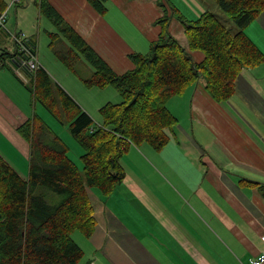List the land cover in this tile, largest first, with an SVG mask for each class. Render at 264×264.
<instances>
[{
  "label": "crops",
  "instance_id": "obj_1",
  "mask_svg": "<svg viewBox=\"0 0 264 264\" xmlns=\"http://www.w3.org/2000/svg\"><path fill=\"white\" fill-rule=\"evenodd\" d=\"M49 1L96 51L108 60L113 55L118 68L126 66L120 73L128 69L121 55L139 50L127 45V30L125 36L114 30L116 14L110 8L101 15L88 0ZM110 1L112 9L132 22L130 31L149 42L157 37L155 20L163 15L167 0ZM182 11L189 19L197 17L188 8ZM43 18L35 0L9 5L0 29V52L16 51L12 34L19 32L33 43L38 57L35 34L40 40L42 29L57 32ZM24 27L35 33L28 34ZM169 30L187 48L178 20H170ZM244 33L264 55V10ZM190 54L196 62L203 59L200 51ZM63 81L81 103L89 104L83 99L86 91L74 81ZM104 92L117 101L119 95L112 91L90 90L95 95ZM187 96L182 103L181 97L176 99V109L188 110L183 109L161 150L130 146L121 158L125 177L113 192L103 196L89 190L96 227L90 238L73 234L84 251L79 264H249L264 250V196L256 185L264 184V63L243 69L226 101H215L202 82ZM36 106L14 74L10 57L0 59V155L14 168L29 155V144L16 127L34 112L40 115ZM98 107L83 106L94 118Z\"/></svg>",
  "mask_w": 264,
  "mask_h": 264
},
{
  "label": "trees",
  "instance_id": "obj_2",
  "mask_svg": "<svg viewBox=\"0 0 264 264\" xmlns=\"http://www.w3.org/2000/svg\"><path fill=\"white\" fill-rule=\"evenodd\" d=\"M213 1L235 31L207 10L189 19L167 0L163 15L155 20L160 29L149 42V51L129 53L133 67L118 73L49 0H35L39 13L57 30L46 32L55 59L86 88L111 87L121 102L99 107L96 122L44 67L25 71L31 103L68 126L82 150V168L69 158L67 142L38 113L17 125L29 144L28 173L22 177L0 155V264H79L84 251L73 234L90 238L96 227L89 190L103 196L113 192L125 177L121 158L130 146L147 144L161 150L179 120L170 105L175 107L176 99L192 92L198 82L215 101L223 102L233 95L243 69L264 63L263 53L244 33L264 10V0ZM9 2L0 0V14ZM88 2L99 14H106V0ZM172 18L184 28L187 48L170 32ZM194 50L203 53L201 61L191 56ZM16 54L4 50L0 59L9 56L20 78L15 72ZM80 60L91 67L89 78L77 73ZM256 185L264 196V184ZM53 195L60 199L50 203Z\"/></svg>",
  "mask_w": 264,
  "mask_h": 264
},
{
  "label": "rangeland",
  "instance_id": "obj_3",
  "mask_svg": "<svg viewBox=\"0 0 264 264\" xmlns=\"http://www.w3.org/2000/svg\"><path fill=\"white\" fill-rule=\"evenodd\" d=\"M54 1L57 2L58 0H54ZM172 2L174 4L175 8L181 13H184L182 11V10H184V8H188L190 12L194 11L196 16H199L202 12H204L206 10L210 11L213 14L217 15L219 17V19L228 28H230L232 31L236 30V27L234 26V24L226 18L222 9L213 0H172ZM24 3H25V0H24ZM176 4L179 6L177 7ZM106 6L108 8H110V13L116 14V17H115L116 20L115 21L112 20L116 26V28H115V26L112 24L114 30H116V32H121L123 34V36H125V34H126L125 30H127L129 32V34H127L125 37V39L128 41L127 45H129V43H130L133 46V49H138L140 52L149 51V43H148L149 38H147L144 34L143 35L145 38H143V37L137 35L136 33L130 31V29H132V26H129V25L132 22H130V20L128 19V17L125 14H123L124 16H122L121 13H119L116 9H112V5H111L110 0L106 3ZM43 21H48V20L43 18ZM50 26H51V23H50ZM24 29H26L25 31L28 34L29 33H35L34 28H32L33 31L30 30L29 28H26V27H24ZM44 30L45 29H42L40 32V34H41L40 40L38 39L39 33L35 34L36 47H37V50L39 51V53H38L39 59L42 60L44 62V64L47 65L52 70V71L48 70V72L50 73V75L53 77L54 80H56L60 85H62L70 94H71V92L66 88V86H68V85L63 80L68 79L70 81H74L75 85L78 88L87 92L86 94H84L83 99L85 100V102L89 103L91 106H95L98 103L99 107H101L102 105L106 104L107 102H111V103L121 102L120 96H117V101H113V99L110 98L111 96L110 95L107 96V94H105V92L103 95L90 94V90H92V89H95L96 91H101V90L112 91L115 94H117V92L111 87H107L105 89H97V88H86L85 86H83V84L80 82V80L77 77H75L73 74L68 72L67 69L59 61H57L55 59V57L52 53V50L48 48L49 38L47 36V33H45ZM46 30H48V29H46ZM123 52L124 51H122V53ZM101 56L107 60L108 64L111 63L113 66V69L116 72L119 71L118 73H120L123 69L126 68V66L123 68H118L112 60L113 55H109V60L107 59L108 55H101ZM121 57H122L124 62H129V64L127 65L128 69L133 67V65L129 61V58L127 55H121ZM50 63L52 64L51 66H50ZM76 70H77V73L82 78H89L91 76V73H92L91 67L83 60H80L78 62L77 66H76ZM18 79L21 81V83L25 86V88L29 92V87H31L30 81L25 82V81L21 80L20 78H18ZM64 85H66V86H64ZM68 88H70V87H68ZM29 95H30V92H29ZM187 95L188 94H185L184 96L181 97L180 103L184 102L188 98ZM72 96L77 100V102L82 107L84 105L86 107L89 106V104L83 103L84 101L81 103L77 99L80 97H77V96L75 97L74 95H72ZM33 105H37L36 109H38V108L40 109V115H41L42 119L51 127V129L54 131V133L58 134L64 141L67 142L68 147H69L68 156H69V158H71V160L76 164V166L80 170L82 168V163L80 160V155L82 153V150H81L80 146L75 142L73 137L71 136L68 126L58 124V122L55 121L54 118L52 116H50L45 111V109L42 108L39 104H33ZM99 107L96 109L97 113H98ZM170 107L172 109V112L178 117V119L181 118V116H183V114H185L183 109L188 110L186 108V106H182V107L176 109L174 107L173 103L170 105ZM91 117L96 122L100 120V117L98 115L96 116V118H94L92 115H91ZM15 169L17 170V172H20V174H22V175H24L25 173H28V160H26L25 158H22V162L17 161L15 164ZM89 194H90V198H91V193L89 192ZM59 199L60 198L57 195H53V196L49 197V202L54 203V202L58 201ZM113 208H115V207H113ZM117 213H120V211Z\"/></svg>",
  "mask_w": 264,
  "mask_h": 264
},
{
  "label": "built area",
  "instance_id": "obj_4",
  "mask_svg": "<svg viewBox=\"0 0 264 264\" xmlns=\"http://www.w3.org/2000/svg\"><path fill=\"white\" fill-rule=\"evenodd\" d=\"M19 0H10L9 5L17 3ZM7 16V10L0 14V28L4 26ZM16 44L15 72L26 81L25 71L34 73L40 65V61L34 51L33 44L23 33L15 32L12 34ZM264 242V235L261 237ZM249 264H264V250H262Z\"/></svg>",
  "mask_w": 264,
  "mask_h": 264
}]
</instances>
